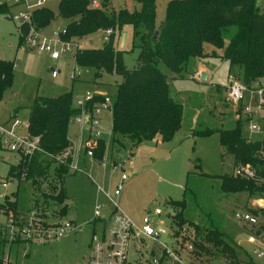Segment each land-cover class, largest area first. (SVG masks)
<instances>
[{
  "label": "rangeland",
  "instance_id": "rangeland-1",
  "mask_svg": "<svg viewBox=\"0 0 264 264\" xmlns=\"http://www.w3.org/2000/svg\"><path fill=\"white\" fill-rule=\"evenodd\" d=\"M167 1L155 0L157 25L164 19ZM58 2L59 0H48L47 6L54 12L55 17L45 28L38 29L41 36H50L53 31L64 29L66 20L58 16ZM258 3L264 12V0H258ZM107 5L115 9L139 8L136 0H108ZM11 14H0V59L14 62L13 84L4 92L0 101V120L17 111V118L26 123L28 107L36 95L52 97L72 91L75 101L85 92L96 90V86L108 95L115 92L116 83L121 81V77L103 73L100 79H94L93 69L78 67L75 64V47L64 52L58 60H54L49 53L30 47L25 38L19 42L20 23L12 19ZM235 31L236 26H231L225 33L226 44ZM103 42L104 36L99 31L78 41L77 46L99 47ZM116 44L125 51V66L128 69L134 68L137 65L139 49L137 43L132 40L130 25L122 27ZM53 68L57 71L55 77L51 76ZM160 68L169 75L171 96L183 105L181 128L174 137L168 142L144 140L136 146H133L130 140L120 138L119 142L112 144L111 111L104 112L102 118L105 126L101 125L100 138L105 141L103 162L107 161L106 165L102 166V161L97 165L86 161L84 166L81 158L77 169L64 179L68 216L80 226L77 232H71L73 236L68 238L46 243L7 240L0 234V249L4 250L5 259L13 264H88L90 228L94 225L95 234L98 236L104 227L102 220H92L93 205L97 199L107 201L102 194L97 195V185L112 191L124 172L127 178L122 181L119 206L136 225H140L145 214L153 215L156 207L162 209V213L156 215L163 228L158 241L142 238L138 240V249L136 248L130 256V259L134 258V263L153 264V259L160 258L162 244L177 248L181 258L189 261V239L192 230L186 224L180 226L175 221L173 216L179 211L177 206L174 211L169 208L173 207L171 200L183 199L184 208L181 214L202 227L221 231L224 240L234 248L236 255L234 260L225 258L221 253L213 257L209 255L207 259L191 256V264H264V258H258L255 253L257 246L264 251L263 241L259 237L261 234L258 232L264 223V214L257 210L256 205L251 207V200L255 202L261 191L252 196L247 192L222 191L218 176L233 171V157L220 145L218 132L207 136L195 135V131L206 128H230L238 119H243L242 135L252 139L262 138L264 108H257L255 103L249 105L254 99L250 98L253 100L248 103V93L244 94L242 102H229V64L225 59L190 58L182 78L174 77L163 64ZM200 70L206 75L203 81L200 80ZM248 106H251V110ZM250 122L261 128L250 130ZM77 128L78 125L74 123L68 128L75 158L84 151V147L78 149ZM85 136L87 137V133ZM120 141L123 144H120ZM19 158L18 154L7 149L0 151V205L10 204V213L27 215L30 210H35L42 219L49 222L59 221L60 218L55 217L54 204L51 201L45 202L31 181L7 177L9 166L17 163ZM112 159L121 161L124 165L113 170ZM246 209L257 211L259 224L251 225L236 219L235 214ZM8 215L0 212V232L1 223L5 222ZM61 218L65 219L66 216ZM155 227L157 228V225ZM175 230H179L177 238L180 245L174 243ZM164 264L172 262L169 259Z\"/></svg>",
  "mask_w": 264,
  "mask_h": 264
},
{
  "label": "trees",
  "instance_id": "trees-1",
  "mask_svg": "<svg viewBox=\"0 0 264 264\" xmlns=\"http://www.w3.org/2000/svg\"><path fill=\"white\" fill-rule=\"evenodd\" d=\"M107 1L100 0V7H92L90 0H59L58 16L66 20L61 32L65 41H77L101 30L112 29L108 40L101 46L77 48L74 53L75 64L93 69L94 79H100L103 73L121 77L115 92L109 94L112 100V144L119 142L120 138L130 140L133 146L154 138L168 142L181 128L183 105L171 96L169 75L160 68L161 64L174 77L182 78L190 58L217 57L228 61L229 83L231 77H235L251 87L257 80L264 79V12L258 0H168L164 19L158 25L155 0H136L139 8L135 10L108 7ZM11 9L0 6V14H9ZM54 17V12L46 4L34 10L33 24L38 29L45 28ZM124 25L132 27V40L139 49L137 65L132 69L125 66V51L116 44ZM231 26H236V31L226 44L225 33ZM18 29L21 42L28 26L20 24ZM13 79L14 62L0 59V101L12 86ZM72 93L66 91L52 97H34L28 107L27 133L39 136L41 150L31 155L18 154V162L9 166L7 174V177L17 180L31 181L43 200L54 204L56 215L53 214L59 220L67 217L68 211L64 179L75 171L70 166L73 144L68 137V128L71 119L80 113V108L74 104ZM101 99L102 95L95 94L87 106L90 109ZM243 121L238 119L230 128L198 130L195 135L207 136L218 132L220 145L233 157V171L218 176L221 190L247 192L252 196L262 193L264 185V134L262 138L245 137L241 133ZM120 144L123 143L120 141ZM4 149L0 142V151ZM87 149L92 150L91 157L99 162L104 157L105 141L102 138L89 139L85 145ZM64 153L67 154L63 156ZM246 164L254 170V177L234 173L236 168ZM170 202L173 205L170 210L174 211L175 206L179 208L173 216L178 225L186 224L192 230L190 264L191 256L207 259L209 255L213 257L218 253L234 260L235 250L224 240L221 231L202 227L185 218L181 214L183 199ZM10 208L8 203L1 204L0 212L7 215ZM252 212L257 213L255 210ZM261 226L258 232H264V226ZM173 232L177 245L179 230ZM3 251L0 249V264H13L4 258ZM166 260L168 256L163 251L159 264ZM129 264H136L134 258L129 260Z\"/></svg>",
  "mask_w": 264,
  "mask_h": 264
},
{
  "label": "built area",
  "instance_id": "built-area-1",
  "mask_svg": "<svg viewBox=\"0 0 264 264\" xmlns=\"http://www.w3.org/2000/svg\"><path fill=\"white\" fill-rule=\"evenodd\" d=\"M48 0H0V6H8L12 8L9 13L11 18L17 20L20 24L28 26V32L25 36V41L30 47H35L40 51L49 53L51 59L58 60L60 56L73 47L78 48L76 41H65L61 38V31H53L50 36H41L38 28L33 24L34 10L46 6ZM92 7H100L99 0H90ZM104 36V41L108 40L112 29L101 30ZM57 71L52 69L51 76L55 77ZM73 78L74 76L71 75ZM251 87H247L240 79L232 78L227 87V98L231 103L242 102L244 94L248 93L247 102L249 105L255 103L257 108H264V79L257 80ZM96 92H85L80 98H76L74 104L80 108V113L75 115L69 124L76 123L80 129H87V140L93 138H100L102 134L100 115L103 111H111L112 100L108 94L102 95V99L94 102L89 109L88 102L92 101ZM253 98V99H250ZM256 99V100H255ZM251 110V106H248ZM28 122L22 123L17 117L11 116L8 119L0 120V142L1 145L19 155H31L34 151L41 150L39 146V136H29L27 133ZM24 127L25 132H20ZM248 128L255 130L261 128L252 122L249 123ZM262 134L264 129L261 128ZM249 138V137H248ZM88 156H92V150H85ZM67 153H64L65 156ZM73 156V153H72ZM102 161V162H101ZM99 161L102 166H105L107 161L103 159ZM97 162V163H99ZM124 163L121 161H113L112 168L117 170ZM71 169L76 170L77 165L72 161ZM237 175L252 178L254 177V170L248 165H243L234 170ZM127 178L123 172L121 180L115 185L112 191H108L101 185H97V194H102L107 201L97 199L93 206L92 220H102L104 227L100 235L95 232L91 236L90 241V256L88 264H129L131 253L137 248V241L148 239L151 241H158L160 231H163L160 223L156 221L154 215H160L162 209L156 207L153 215L151 213L145 214L140 225H136L130 217H128L120 208L118 197L122 189V181ZM5 185V183H3ZM251 207L257 206V210L264 214V185L262 193L257 200H251ZM254 205V206H253ZM110 208L105 215V210ZM235 217L239 221H245L251 225L259 224V214L246 209L243 212H238ZM157 225V228L155 227ZM158 225H160L159 228ZM264 226V223H263ZM2 230L1 237L7 240H23L29 242L46 243L53 242L63 238L67 234L77 231L78 227L70 219H62L59 221L49 222L46 219L40 218L35 210H30L27 215L20 214L15 216L9 213L5 222L1 223ZM259 236L264 244V232H260ZM161 245V244H160ZM190 248V246H189ZM138 249V248H137ZM162 252L164 251L172 264H190L181 258L178 254V249L170 247L169 245H161ZM255 253L258 258H264V251L260 250L259 246L255 248ZM168 259V260H169ZM153 264H159V259L152 260ZM4 264H7L5 262Z\"/></svg>",
  "mask_w": 264,
  "mask_h": 264
},
{
  "label": "crops",
  "instance_id": "crops-1",
  "mask_svg": "<svg viewBox=\"0 0 264 264\" xmlns=\"http://www.w3.org/2000/svg\"><path fill=\"white\" fill-rule=\"evenodd\" d=\"M90 37V36H89ZM80 40H82V39H80ZM80 40H77V42L78 41H80ZM120 49V48H119ZM201 71V70H200ZM199 71V72H200ZM202 72V71H201ZM97 85H102V83H97ZM96 88V90H94V91H92V92H96V93H99V94H107V93H105V92H103V91H100V87L99 86H96L95 87ZM82 94V93H81ZM80 94V95H81ZM79 95V96H80ZM104 112H110V111H103L102 113H101V115H100V123H101V125L103 124V118H102V115H103V113ZM111 113V112H110ZM11 116H14V117H17V111H13L12 112V115H9V116H7V117H4V118H2L1 120H5V119H8L9 117H11ZM111 120H112V118H111ZM74 124H76V123H74ZM70 125V124H69ZM78 125V124H77ZM104 125V124H103ZM105 126V125H104ZM77 130H78V135H79V139H78V149L80 148V147H84V151L83 152H80L79 154H78V156H77V158H75L74 157V155L72 156V161L76 164V165H78L77 163H79V160L81 159V158H83L82 160H83V164H84V166H86V161H88V162H90V164H98L97 163V161L96 160H94L91 156H88L87 154H86V152H85V141H86V133H87V129L84 127V129H80V126L78 125V128H77ZM110 130H111V126H110ZM26 130L24 129L23 130V127L21 128V131L20 132H25ZM68 137H69V135H68ZM85 137V138H84ZM110 138H111V132H110ZM69 139H70V137H69ZM252 139V138H251ZM254 139V138H253ZM71 140V139H70ZM152 140H154L155 142H157L158 140H157V138H154V139H152ZM83 143V144H82ZM72 153H73V145H72ZM113 155L111 154V157H112ZM86 159H89V160H86ZM112 161H115V159H112ZM121 194V193H120ZM98 195V194H97ZM120 196V195H119ZM119 198V197H118ZM68 199V198H67ZM118 201V203H119V199L117 200ZM67 202V201H66ZM67 205H68V203H67ZM94 206V205H93ZM109 207L105 210V215L108 213V211H109ZM92 211H93V209H92ZM170 211V210H169ZM172 211V210H171ZM68 212H69V210L67 211V217L65 218V219H70L72 222H74V223H76L75 222V220L73 219V218H71V217H69L68 216ZM155 216V215H154ZM155 219H156V221H157V223L159 222L160 224L162 223V222H160L159 220H158V218H157V216L155 217ZM87 222H89V221H87ZM86 222V223H87ZM160 225H158V227H159ZM75 232V231H74ZM77 232V231H76ZM95 232V227H94V225H92L91 226V228H90V238H89V244H88V257H87V261H88V258H89V256H90V241H91V236H92V234ZM70 236H73V235H71V233H69V234H67L66 236H64L65 238L67 237H70ZM63 237V238H64ZM62 239V238H61ZM11 247V246H10Z\"/></svg>",
  "mask_w": 264,
  "mask_h": 264
},
{
  "label": "water",
  "instance_id": "water-1",
  "mask_svg": "<svg viewBox=\"0 0 264 264\" xmlns=\"http://www.w3.org/2000/svg\"><path fill=\"white\" fill-rule=\"evenodd\" d=\"M205 79H206V75H205V73H204V72H201V73H200V80L203 81V80H205ZM159 228H161V227H159ZM161 230H162V228H161Z\"/></svg>",
  "mask_w": 264,
  "mask_h": 264
}]
</instances>
